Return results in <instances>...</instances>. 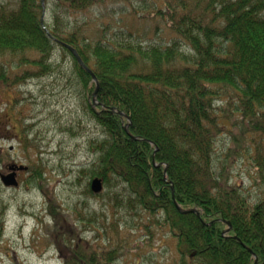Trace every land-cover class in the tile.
<instances>
[{
  "label": "trees",
  "instance_id": "trees-1",
  "mask_svg": "<svg viewBox=\"0 0 264 264\" xmlns=\"http://www.w3.org/2000/svg\"><path fill=\"white\" fill-rule=\"evenodd\" d=\"M105 1L0 4V55L16 56L17 66L36 70L17 75L1 67L4 90L49 74V56L60 46L72 61L81 108L100 129L86 142L94 160L78 173H85L87 182L99 177L115 205L148 212L157 217L155 223L162 218L175 239L174 264H254L255 258L264 264V0H139L143 18L166 22L172 36L164 44L134 41L121 29L108 37L105 28L83 36L70 15ZM46 11L50 23L43 20ZM68 46L96 78L95 106V82ZM28 52L37 56L29 58ZM18 103L12 98L9 110L20 125V141L35 148L33 125ZM222 131L238 150L251 149L257 173L251 180L262 191L251 194L232 180L235 158L216 155ZM27 167L25 182L37 181L52 193L44 186L49 183L40 162ZM87 191L102 194L88 184ZM176 205L198 212H180ZM53 210L49 207L53 223L44 226L43 241L56 248L62 264H117L125 253L111 240L102 245L81 238L75 221L83 228L88 223ZM112 226L117 233V224Z\"/></svg>",
  "mask_w": 264,
  "mask_h": 264
},
{
  "label": "rangeland",
  "instance_id": "rangeland-1",
  "mask_svg": "<svg viewBox=\"0 0 264 264\" xmlns=\"http://www.w3.org/2000/svg\"><path fill=\"white\" fill-rule=\"evenodd\" d=\"M11 1L0 0V4L6 5ZM140 4L139 0H107L71 14L70 19L76 27L83 29V36L91 37L100 28H105L108 37L113 31L121 29L131 32L134 41L166 43L172 36L166 22L161 17L143 18ZM50 19L46 11L43 20L50 23ZM52 51L48 60L52 68L49 74L34 76L7 91L0 83V173H5L12 163L27 167L40 162L49 183L44 186L53 190L50 193L44 189L52 200L47 203V195L37 181L25 182L29 171L18 172L17 187L3 186L0 181V199L4 204L0 264H62L56 248L43 241L48 235L44 226L53 223L49 207L73 219L82 217L88 227L83 228L80 219L75 221V233L81 238H95L102 245L111 240L114 245L122 246L125 253L119 257L117 264L176 263L175 239L168 226L162 223V218L155 223L157 217L148 212L128 211L115 205L107 196L109 190L103 189L99 196L88 193L90 180L87 182L85 173H78V170L88 169L94 160L86 142L99 135L100 129L81 108L82 101L73 84L75 79L70 56L60 46ZM25 56L32 58L37 54L28 52ZM18 61L16 56L0 55V68L7 74L17 75L25 73L24 70L29 71L27 75L36 71L29 69L31 66L27 64L17 66ZM15 97L19 99L17 108H21L27 117L25 121L33 125L35 148L23 147L20 141V125L9 110ZM230 131L233 133L235 130L230 127ZM217 137L216 155L222 159L226 155L235 158L231 168L232 180L243 183L251 194L257 193L259 187L251 180L257 175L253 166L256 161L249 157L251 149L247 151L245 147L238 150L226 131ZM113 223L117 224V233L112 231Z\"/></svg>",
  "mask_w": 264,
  "mask_h": 264
},
{
  "label": "water",
  "instance_id": "water-1",
  "mask_svg": "<svg viewBox=\"0 0 264 264\" xmlns=\"http://www.w3.org/2000/svg\"><path fill=\"white\" fill-rule=\"evenodd\" d=\"M43 2H44V0H41L42 4H43ZM68 48L73 53V55L75 56V58L78 61V63L91 75L92 80L95 82L96 88H95V90L93 92V97H95L97 89H98V84H97V81L95 80L96 78H95L93 72L83 63V61L80 59V57L78 56L76 51L73 50L72 47L68 46ZM94 103H96V102L94 101ZM118 113L121 114V112H118ZM9 169L11 170L10 173H7V174L0 173V181L3 184V186L16 187V186H18V181L15 178L16 177V170H18V171L26 170L27 167H25V166L23 167V165H11V166H9ZM165 181H167V180L165 179ZM89 185H90V189H91V191L93 193H99L102 190V181H101V179L99 177L92 178ZM170 187L172 189V185L171 184H170ZM176 207L178 208V210L180 212H182V211L183 212L191 211V212L197 213L196 209H193V210L192 209L191 210H182V209L179 208V206L176 205ZM228 227H229V223H228ZM254 264H256V258L254 259Z\"/></svg>",
  "mask_w": 264,
  "mask_h": 264
},
{
  "label": "flooded vegetation",
  "instance_id": "flooded-vegetation-1",
  "mask_svg": "<svg viewBox=\"0 0 264 264\" xmlns=\"http://www.w3.org/2000/svg\"><path fill=\"white\" fill-rule=\"evenodd\" d=\"M10 165V164H9ZM6 172H8V170L6 169ZM17 174H18V172H17Z\"/></svg>",
  "mask_w": 264,
  "mask_h": 264
}]
</instances>
